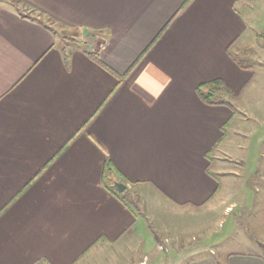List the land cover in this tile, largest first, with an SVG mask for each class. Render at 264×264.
Segmentation results:
<instances>
[{
    "label": "crops",
    "instance_id": "obj_1",
    "mask_svg": "<svg viewBox=\"0 0 264 264\" xmlns=\"http://www.w3.org/2000/svg\"><path fill=\"white\" fill-rule=\"evenodd\" d=\"M23 1L35 16L0 5V264H217L191 240L166 256L143 231L161 209L228 197L212 167L226 170L255 75L243 55L264 53V0ZM49 19L81 43L62 46ZM213 81L236 94L204 100ZM108 161L143 213L107 181Z\"/></svg>",
    "mask_w": 264,
    "mask_h": 264
},
{
    "label": "rangeland",
    "instance_id": "obj_2",
    "mask_svg": "<svg viewBox=\"0 0 264 264\" xmlns=\"http://www.w3.org/2000/svg\"><path fill=\"white\" fill-rule=\"evenodd\" d=\"M0 5L20 8L27 15L36 14L23 1L0 0ZM45 22L52 24L62 45H73L74 30ZM86 39L94 44L102 40L100 36ZM259 42L264 43V38ZM243 61L255 75L235 103L238 109L229 124L227 152L221 160L226 163V170L219 173L216 163L212 167L228 197L217 211L206 208L183 215L161 209L155 216L157 228L148 223L143 235L156 240L157 233L166 256L189 240L205 247L194 255L195 259L213 258L217 264H230L237 254L262 253L258 241L264 242V53H245ZM140 222L144 223L141 218Z\"/></svg>",
    "mask_w": 264,
    "mask_h": 264
},
{
    "label": "trees",
    "instance_id": "obj_3",
    "mask_svg": "<svg viewBox=\"0 0 264 264\" xmlns=\"http://www.w3.org/2000/svg\"><path fill=\"white\" fill-rule=\"evenodd\" d=\"M13 1L18 3V2H21L23 0H13ZM17 11H19L22 14L25 13L20 8H17ZM48 22L52 23L53 20L49 19ZM73 34H74L73 45H76L77 41L79 40L78 36L81 34V32L79 30H74ZM66 45H70V44H66ZM93 56L95 57V55H93ZM198 91H199L200 95L203 97V99L208 101V102L220 101L223 99L224 94H228V95L236 94L223 81H213V82L203 83V84L198 86ZM224 129L226 130V127H224ZM225 136L226 135L224 134L223 137L221 138V140H219V143L222 142V140L225 138ZM115 172H116L115 167L113 166V164L110 161H108L106 166H105V178L110 183L112 188H114L117 191L118 189L115 186V182H117V179L114 176ZM122 181H125V180L122 179ZM218 190L219 189H217V192L215 194H217L219 192ZM121 194L123 195V199L131 205V207L133 208V210L137 214L143 213V208L141 205V198L139 197L137 192L126 190V191L122 192ZM211 198H214V196ZM155 236L159 237V235L157 233L155 234ZM258 244H259L260 250L262 252V255L264 256V242L259 240Z\"/></svg>",
    "mask_w": 264,
    "mask_h": 264
},
{
    "label": "water",
    "instance_id": "obj_4",
    "mask_svg": "<svg viewBox=\"0 0 264 264\" xmlns=\"http://www.w3.org/2000/svg\"><path fill=\"white\" fill-rule=\"evenodd\" d=\"M83 34L85 36H87L89 34V31H87V29H83ZM115 186L117 187V189L121 192L125 191L127 189V185H125L122 182H115Z\"/></svg>",
    "mask_w": 264,
    "mask_h": 264
}]
</instances>
